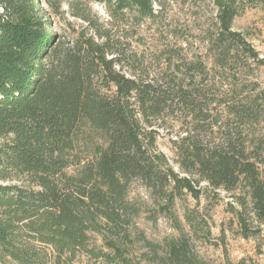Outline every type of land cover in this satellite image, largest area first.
I'll return each mask as SVG.
<instances>
[{
  "label": "trees",
  "instance_id": "1",
  "mask_svg": "<svg viewBox=\"0 0 264 264\" xmlns=\"http://www.w3.org/2000/svg\"><path fill=\"white\" fill-rule=\"evenodd\" d=\"M114 1L144 17L161 4ZM242 1L215 0L217 63L264 69L233 30ZM0 8V264H76L82 255L101 264H207L181 229L163 244L140 231L143 211L129 198L135 181L168 213L184 196L198 201L203 184L234 194L228 206L241 237L262 235L264 89L209 95L208 79L196 85L201 65L189 69L188 84L128 77L106 43L58 44L40 0H0ZM166 115L189 124L174 141L181 172L151 130ZM185 219L194 231L193 216Z\"/></svg>",
  "mask_w": 264,
  "mask_h": 264
},
{
  "label": "rangeland",
  "instance_id": "2",
  "mask_svg": "<svg viewBox=\"0 0 264 264\" xmlns=\"http://www.w3.org/2000/svg\"><path fill=\"white\" fill-rule=\"evenodd\" d=\"M45 17L51 21V31L58 44L69 47L93 38L106 43L110 53L121 60V70L128 77L136 75L146 80L162 81L177 77L188 80L201 65L206 74L196 72V85L208 79L203 90L211 95L224 91L234 94L247 92L258 84L264 89V69L234 62L223 68L217 63L218 52L213 48L218 32V9L215 0H161L154 5V16L144 17L137 9H121L114 0L98 3L95 0H40ZM242 10L233 30L242 33L257 52L264 57V5L249 0L240 3ZM109 54V58H112ZM250 66V67H249ZM249 67V68H248ZM237 77V87L232 85ZM189 126L184 118L166 115L155 122L153 136L157 149L177 172V149ZM256 130H259L256 128ZM204 194L196 201L191 196L177 199L171 212H162L164 203L154 198L140 181H135L129 198L142 208L137 226L153 243L181 236L180 229L192 239V246L207 264H264V232L258 238L245 240L239 233L234 215L229 211L232 195L214 191L207 184ZM194 218L191 230L185 215ZM143 247V245H141ZM76 264H101L80 256Z\"/></svg>",
  "mask_w": 264,
  "mask_h": 264
},
{
  "label": "built area",
  "instance_id": "3",
  "mask_svg": "<svg viewBox=\"0 0 264 264\" xmlns=\"http://www.w3.org/2000/svg\"><path fill=\"white\" fill-rule=\"evenodd\" d=\"M3 16H4V10L0 8V22L2 21Z\"/></svg>",
  "mask_w": 264,
  "mask_h": 264
}]
</instances>
